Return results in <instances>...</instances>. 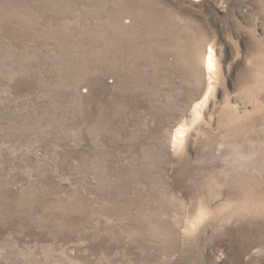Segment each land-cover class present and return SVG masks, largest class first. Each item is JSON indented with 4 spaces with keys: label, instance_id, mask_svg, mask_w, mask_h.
Instances as JSON below:
<instances>
[{
    "label": "rangeland",
    "instance_id": "374dc122",
    "mask_svg": "<svg viewBox=\"0 0 264 264\" xmlns=\"http://www.w3.org/2000/svg\"><path fill=\"white\" fill-rule=\"evenodd\" d=\"M0 264H264V0H0Z\"/></svg>",
    "mask_w": 264,
    "mask_h": 264
},
{
    "label": "bare ground",
    "instance_id": "6f19581e",
    "mask_svg": "<svg viewBox=\"0 0 264 264\" xmlns=\"http://www.w3.org/2000/svg\"><path fill=\"white\" fill-rule=\"evenodd\" d=\"M205 66L209 75L210 84H212L218 76V66L215 58V52L213 49H209L206 54Z\"/></svg>",
    "mask_w": 264,
    "mask_h": 264
}]
</instances>
